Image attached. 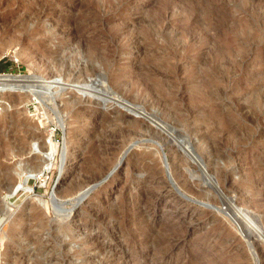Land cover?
I'll return each instance as SVG.
<instances>
[{
  "label": "rangeland",
  "instance_id": "374dc122",
  "mask_svg": "<svg viewBox=\"0 0 264 264\" xmlns=\"http://www.w3.org/2000/svg\"><path fill=\"white\" fill-rule=\"evenodd\" d=\"M3 1L0 166L26 174L0 184V264H263L238 212L264 217V0ZM92 155L106 172L68 192Z\"/></svg>",
  "mask_w": 264,
  "mask_h": 264
},
{
  "label": "bare ground",
  "instance_id": "6f19581e",
  "mask_svg": "<svg viewBox=\"0 0 264 264\" xmlns=\"http://www.w3.org/2000/svg\"><path fill=\"white\" fill-rule=\"evenodd\" d=\"M3 0L2 1H0V7L2 6V4H3ZM39 8V7H38ZM30 12L32 13V14H30ZM44 10L43 9H34V8H32V9H29V12H27L25 15H24V17L22 18V20H21V22H22V26H24V23L26 22V21H28V19H30V18H33V19H36V20H38L40 17H42L43 15H44ZM41 19V18H40ZM187 19V18H186ZM148 20V19H147ZM33 21V20H32ZM149 21V20H148ZM151 21V20H150ZM154 21V20H153ZM20 22V21H19ZM38 22V21H37ZM36 22V23H37ZM198 22V21H197ZM29 23H30V21H29ZM29 23H27V24H29ZM155 25V24H154ZM25 27V26H24ZM23 28V27H22ZM147 28V27H146ZM154 28V27H153ZM24 30V29H23ZM26 31H28V33L30 34V35H33V34H37V33H39L40 32V28H39V26L38 25H35V28H33L32 30H28V29H26ZM74 33V32H73ZM215 53V52H214ZM23 53L22 52H20V53H17V57H19V58H22V55ZM53 59V58H52ZM27 60V59H26ZM58 66L59 67H56L55 69H56V72H58V74L60 73V68H61V66H62V64H58ZM63 67V66H62ZM106 67V66H105ZM65 69H66V71H67V74L68 73H70L71 72V70L67 67V66H65ZM64 69V70H65ZM107 69V68H106ZM64 72V71H63ZM115 73V72H114ZM55 74H57V73H55ZM143 74V73H142ZM111 75V74H110ZM51 77H53L52 76V73H51ZM17 78H18V76H0V93L1 92H3V89H5L6 87H8V84L9 83H11V82H17L18 80H17ZM49 79H51L50 77H48ZM48 78H46L45 80H47ZM109 79V78H108ZM44 80V79H43ZM44 80V81H45ZM67 80V79H66ZM110 80V83H109V85H107V84H104V83H97L98 85L97 86H99V89H100V91H101V93L103 94V97L102 98H105V100H109V98H110V96H111V94H110V92L112 93L116 88H115V86H117L118 85V82H119V80L117 79V76H116V74H114L112 77H111V79H109ZM140 81H142V80H140ZM101 82V81H100ZM19 83H21V84H23L24 86H26L27 85V83L26 82H19ZM87 83V82H86ZM88 84V83H87ZM93 84V83H92ZM84 86V85H83ZM82 87V86H81ZM80 87V88H81ZM86 87H88V86H86ZM86 87H83V89H85ZM93 88H96L95 86H93ZM92 88V86H89V88H86V92H85V94L87 95V96H89V94L92 92V91H95V89H93ZM98 88V87H97ZM55 89H57L56 87L54 88V90ZM59 90V89H58ZM58 90H56V91H58ZM98 90V89H97ZM82 91V90H81ZM25 92V91H24ZM84 92V91H83ZM100 93V92H99ZM100 93V94H101ZM84 94V93H83ZM24 95H22V97H23ZM101 98V97H100ZM1 99H3L2 98V96L0 97V103L1 104H3V107H4V101H2L1 102ZM20 99V98H19ZM24 99V98H23ZM26 99V98H25ZM25 99H24V102H25ZM13 100V99H12ZM4 102V103H3ZM11 102V101H10ZM9 102V103H10ZM21 102L22 101H20V100H17L16 99V103L14 104H8L10 107H11V105H16V104H21ZM76 103H73V104H78L79 103V100H77V101H75ZM82 103V102H81ZM76 106V105H75ZM164 108V107H163ZM72 109V108H71ZM70 109V110H71ZM69 110V111H70ZM165 114V113H164ZM124 115V114H123ZM121 116H122V114H121ZM127 116V115H126ZM129 120V119H128ZM140 122V121H139ZM152 129V128H151ZM132 130V129H131ZM136 130V129H135ZM128 131V130H127ZM130 131V130H129ZM134 130H132V133H134L133 132ZM124 132V131H123ZM136 132V131H135ZM121 133V132H120ZM125 133H126V131H125ZM141 133V132H140ZM123 134V133H122ZM116 136V135H115ZM119 137V136H118ZM127 137H128V135H127ZM169 137V136H168ZM107 138V137H106ZM110 138V137H109ZM115 138V137H114ZM122 138V137H121ZM28 140V139H27ZM18 142V141H17ZM118 142V141H117ZM19 143H20V141H19ZM18 143V144H19ZM173 144V143H172ZM20 145V144H19ZM52 145H54L53 143H52ZM51 145V148H50V153L52 152L53 153V146ZM95 145V144H94ZM103 145L104 146H101V147H103V149H107L110 145H112V146H114V145H116V143H114V142H106V141H104V143H103ZM48 146V145H47ZM46 146V147H47ZM18 147V146H17ZM48 147H50V145L48 146ZM23 148V145L21 144L19 147H18V150L17 151H21V149ZM43 149L45 150V148L43 147ZM48 151H49V149H48ZM105 151V150H104ZM43 152V151H42ZM46 153H47V149H46ZM105 153H106V151H105ZM109 154V153H108ZM47 155V154H46ZM51 155V154H50ZM4 156V155H3ZM49 157V156H48ZM92 157L94 158V161H95V163L94 164H91L90 166H86L85 168H83L82 169V176H81V178H80V181H76V182H74L73 180L71 181V183H70V185L67 187V191L69 192V191H71L72 189H78V187H80V185H82V184H86V183H88V182H90V181H94L96 178L98 179V177H100V176H103V174L106 172V169H107V167H108V163L107 162H109L110 161V158L108 157L107 159H105V163L104 164H100V163H98L97 162V157H94L93 155H92ZM50 158H51V156H50ZM49 159V158H48ZM178 160V159H177ZM181 161V160H180ZM178 162V161H177ZM31 166V165H30ZM18 168H19V166H18ZM5 169H9V171L11 170H14V173L15 174H17V176L19 177V178H21L24 174H26V173H24V172H26V170H18L17 168H13V166H9V167H7V166H5V165H3V166H0V184H2L1 182H3L4 181V179L6 180V182H5V184L7 185L8 184V186H12V184L13 185H15V183H13L14 182V180H15V178L13 179L12 178V175L10 174V172H6V170ZM30 173H35L34 175H33V177H38L39 175H41V173H42V171L43 170H41V166H39V165H33V166H31L30 168ZM29 173V172H28ZM154 173V172H153ZM217 173V172H216ZM183 174V173H182ZM156 176V175H155ZM184 176V177H183ZM182 177V181L180 180V185L182 186V188H183V190L185 191V192H188V193H191L192 195H194L196 198L198 197H203V191H201L200 189H199V187H197L196 186V184H191L189 181H188V179H187V177H185V175H183ZM25 177V176H24ZM32 177V176H31ZM152 177V176H151ZM198 177V176H197ZM178 178H180V174H179V177ZM177 178V179H178ZM224 182V181H223ZM222 182V183H223ZM19 185V184H18ZM7 186V187H8ZM229 186V185H228ZM13 187V186H12ZM11 187V188H12ZM195 187V188H194ZM231 187V186H230ZM3 188V187H2ZM14 188H15V186H14ZM25 189H27V188H25ZM14 190V189H13ZM80 190V189H79ZM142 195H144V194H142ZM145 196H141V199H143ZM225 197H226V195H225ZM227 198V197H226ZM140 199V198H139ZM145 199V198H144ZM204 199V198H203ZM213 201H217L218 199H215V198H211ZM222 201H224V202H227V199H224V197H222V199H221ZM238 215H239V220H241L242 222H243V225L246 227V233H248L247 234V237H248V235L249 234H253L254 235V237L255 236H263L264 237V217H262V218H260L259 219V222H258V220H257V218L255 217H253L249 212H245V211H242V212H238ZM255 216V215H254ZM144 224H145V229H152L153 228V226H154V224H151V223H149L148 221L147 222H144ZM219 226V225H218ZM216 227V226H215ZM178 229V228H177ZM145 231V230H144ZM225 231V230H224ZM178 231H176L175 230V228L173 227V225L172 224H170V223H167V224H164V225H162L161 227H156L155 228V231H154V233L153 234H151V236H149V237H146V238H158V241L155 243V253H153V256L155 255V254H157L158 256H160L159 258H161V259H167V258H169V256L171 255V252H170V248L173 246V243H172V240H176V236H175V233H177ZM16 233H18V231L16 232ZM16 233H13L12 235H11V237H13V235H15ZM138 233H140V235L141 236H143V234H142V232L141 231H138ZM145 235V234H144ZM174 237V238H173ZM261 237H259V238H261ZM262 237V238H263ZM142 238V237H141ZM224 239V238H223ZM143 240H145V239H143ZM148 241V240H147ZM146 241V242H147ZM228 242V241H227ZM143 244V243H142ZM145 244V243H144ZM238 245V244H237ZM254 245V244H253ZM258 245V244H257ZM219 246V245H218ZM231 246V245H230ZM229 246V247H230ZM173 248V247H172ZM224 248V247H223ZM227 249H229V248H227ZM153 250V249H152ZM230 251V250H229ZM236 251V250H235ZM255 251V250H254ZM258 252H259V254L261 255V257H262V260H263V264H264V242L261 240V243L258 245ZM235 253V252H234ZM256 253V252H255ZM241 254V253H240ZM257 255V254H256ZM242 256V255H241ZM237 257H238V255H237ZM246 257V256H245ZM244 259V258H243ZM239 260V259H238ZM210 261H212V259L210 260ZM245 264H246V262H245Z\"/></svg>",
  "mask_w": 264,
  "mask_h": 264
},
{
  "label": "built area",
  "instance_id": "2783aa9c",
  "mask_svg": "<svg viewBox=\"0 0 264 264\" xmlns=\"http://www.w3.org/2000/svg\"><path fill=\"white\" fill-rule=\"evenodd\" d=\"M10 73L6 72V71H0V76H5V75H8ZM3 107V104L0 103V110L2 109Z\"/></svg>",
  "mask_w": 264,
  "mask_h": 264
},
{
  "label": "trees",
  "instance_id": "16d2710c",
  "mask_svg": "<svg viewBox=\"0 0 264 264\" xmlns=\"http://www.w3.org/2000/svg\"><path fill=\"white\" fill-rule=\"evenodd\" d=\"M0 71H2V70L0 69Z\"/></svg>",
  "mask_w": 264,
  "mask_h": 264
}]
</instances>
